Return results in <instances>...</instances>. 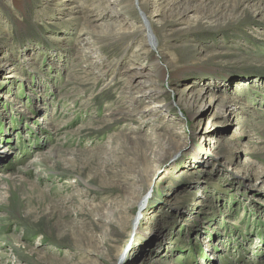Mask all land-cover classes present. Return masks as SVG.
I'll return each instance as SVG.
<instances>
[{"label": "rangeland", "instance_id": "obj_1", "mask_svg": "<svg viewBox=\"0 0 264 264\" xmlns=\"http://www.w3.org/2000/svg\"><path fill=\"white\" fill-rule=\"evenodd\" d=\"M177 1L0 0V264H264V0Z\"/></svg>", "mask_w": 264, "mask_h": 264}, {"label": "bare ground", "instance_id": "obj_2", "mask_svg": "<svg viewBox=\"0 0 264 264\" xmlns=\"http://www.w3.org/2000/svg\"><path fill=\"white\" fill-rule=\"evenodd\" d=\"M178 1H179V0H178ZM178 1L176 2L177 4H178ZM176 6H177V5H176ZM218 6H219V4H218ZM218 6H217V7H218ZM140 7H141V6H140ZM140 7L138 8V10H139V12H141V13L143 14L145 9L142 8V7L140 8ZM214 7H215V6H214ZM209 14H210V13H209ZM146 32H147V37H146V39H147L150 43H152V41H153V39H154V34H153V33L150 34V31H149V30H147ZM141 212H142V210H141ZM136 226H137V225H136ZM134 230H135V229H134ZM130 235H132V234H130ZM129 238H130V237H129ZM258 239H259V238H258ZM123 252H124V251H122V252H120V253H117V254H118V256H117V260H118L119 257L122 256V253H123ZM115 260H116V259H115ZM117 260H116V261H117ZM116 261H115V262H116ZM115 262H114V264H115Z\"/></svg>", "mask_w": 264, "mask_h": 264}]
</instances>
